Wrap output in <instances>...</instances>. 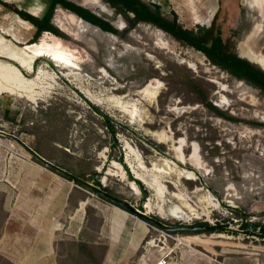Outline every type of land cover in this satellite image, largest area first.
I'll return each mask as SVG.
<instances>
[{
	"label": "rangeland",
	"instance_id": "374dc122",
	"mask_svg": "<svg viewBox=\"0 0 264 264\" xmlns=\"http://www.w3.org/2000/svg\"><path fill=\"white\" fill-rule=\"evenodd\" d=\"M145 1L159 3L168 16L175 10L186 28L206 25L180 0ZM216 1L213 18L236 41L238 53L259 24L255 50L264 55V22L254 1ZM77 4L112 20L120 34L58 7L52 22L81 52L78 68L42 57L36 68L48 67L25 89L36 100L0 92V255L13 264H39L21 260L28 243L2 235L13 209H29L34 197L48 195L47 187L41 192L34 183L52 172L59 213L52 220L58 227L54 264H155L162 256L172 264H264L260 229L250 233L242 225L264 223V94L152 23L129 29L102 0ZM12 6L41 17L48 0H0V32L23 46L36 28ZM151 81V89L142 91ZM82 201L84 212L78 211ZM42 204L32 206L39 216ZM172 208L191 219L166 214ZM157 222L210 228L166 230ZM188 236L204 245L186 241ZM80 241L94 253L82 251Z\"/></svg>",
	"mask_w": 264,
	"mask_h": 264
},
{
	"label": "trees",
	"instance_id": "16d2710c",
	"mask_svg": "<svg viewBox=\"0 0 264 264\" xmlns=\"http://www.w3.org/2000/svg\"><path fill=\"white\" fill-rule=\"evenodd\" d=\"M116 15L122 16L128 23L129 29H133L138 23H152L172 35L183 44L189 45L194 49L201 51L212 64L220 67L221 69L229 72L231 75L238 79H242L251 85L259 88L264 94V69L255 62L242 57L236 49V41L232 36H224L222 26L217 22V15L213 18L209 25H198L196 28L184 27L175 10H171V16L166 15L161 10V5L157 2H147L145 0H102ZM2 2V1H1ZM7 5L6 2H2ZM62 7L85 21L100 27L104 31L111 32L115 35L120 34V30L116 28L112 20L102 17L90 9L78 5L71 0H48V6L44 14L39 17L32 15L25 9H19L17 6H12V10L19 15L20 18L32 23L35 28V36L28 43L36 42L38 37L45 31L51 32L55 35L62 37L60 30L53 24L52 18L56 8ZM51 64V63H50ZM206 106L209 107L216 114L225 115L210 101H204ZM96 108L95 106H92ZM111 125V120L107 122ZM112 126V125H111ZM68 178H78L77 176H67ZM96 184L103 189L100 181L95 180ZM96 190V189H95ZM243 228L247 229L250 233L256 232L264 223H249L248 221L242 223ZM2 229V228H1ZM0 229V230H1ZM260 237L264 235L258 231ZM82 251L87 252L89 255L94 253L93 247L85 242L78 243ZM0 259L9 264H13L6 257L0 255Z\"/></svg>",
	"mask_w": 264,
	"mask_h": 264
},
{
	"label": "bare ground",
	"instance_id": "6f19581e",
	"mask_svg": "<svg viewBox=\"0 0 264 264\" xmlns=\"http://www.w3.org/2000/svg\"><path fill=\"white\" fill-rule=\"evenodd\" d=\"M75 1L77 3H84L86 0ZM253 1L264 22V0ZM180 2L184 5L183 8H187L190 14L193 15L194 20L202 24L210 23L217 9L216 0H180ZM176 10L178 11L177 8ZM178 13L180 14L179 11ZM72 17L74 18L76 16L72 14ZM259 29L260 26L258 24L252 29L253 31H251L245 41L239 43L238 47L242 56L249 57L264 68V55L254 52L252 48L253 38L258 34ZM42 57L49 59L52 61L51 63L54 62L53 65L56 64L59 67L78 68V63L83 56L73 42L48 31L42 33L36 42L26 43L23 46L17 45V43L5 37V33L0 32V92L8 91L17 94V96H25L32 101L36 100L35 95L26 93L25 89L32 88L36 85L35 82L41 78V69L48 67L47 63L42 65L39 63L36 68L35 64L37 60ZM191 67L194 68L192 65ZM31 72L35 74L34 77H28L26 75ZM151 83H154V81H151L142 91H149L151 89ZM131 185L134 189L136 188L133 183ZM84 206L85 201H82L78 211L84 212ZM115 209L117 211H124L118 206H115ZM166 214L184 221L191 219V217L187 216L180 209H169ZM185 240L191 241V243H202L204 245L196 237L188 236Z\"/></svg>",
	"mask_w": 264,
	"mask_h": 264
},
{
	"label": "crops",
	"instance_id": "0c3cea01",
	"mask_svg": "<svg viewBox=\"0 0 264 264\" xmlns=\"http://www.w3.org/2000/svg\"><path fill=\"white\" fill-rule=\"evenodd\" d=\"M41 179H45V182L39 181L38 184L36 182L34 186L39 188L41 192H46L45 188L47 187L49 190L48 195L44 196L40 193L38 197H34V201L28 206L29 209H23V211L13 209L6 222L2 240L10 239V237L19 238L29 244L28 254L23 256L21 260H37L39 264H54L57 258L55 254V234L58 227L53 222L56 219L53 220V217H59L58 211L55 212L54 210L57 196L55 197L56 194H53V185L56 179L52 172L45 173ZM43 201L45 209L42 212L44 213L39 216L32 206L34 203L43 205ZM4 242L7 244V241Z\"/></svg>",
	"mask_w": 264,
	"mask_h": 264
},
{
	"label": "water",
	"instance_id": "95a60500",
	"mask_svg": "<svg viewBox=\"0 0 264 264\" xmlns=\"http://www.w3.org/2000/svg\"><path fill=\"white\" fill-rule=\"evenodd\" d=\"M209 24L210 23H208L206 25H209ZM256 47H257V44L255 42V39L253 38V47L252 48H254V50H255ZM255 52L261 53V51H256V50H255ZM242 57H245V56H242ZM245 58H247L248 60H250L252 62H255L252 59H250L249 57H245ZM48 61L49 62H52L49 59H48ZM261 68L264 69L262 66H261ZM97 192H98L99 195H101L102 197L106 198L107 200H109V201H111V202H113V203H115L117 205H120V206L128 209L129 211H131L133 213L138 212V210L134 209V207L132 205H130L128 202L123 201L122 199H120V198H118V197H116L114 195H111L110 193H108L106 191H102V190L97 189ZM157 223L161 227H163L164 229H166V230L198 231V230H201V229H209L210 228L209 226H205V225H196V226H193V225H183V226H178V227H170V226H168V225H166L164 223H161V222H157ZM260 232H261L262 235H264V227H261L260 228Z\"/></svg>",
	"mask_w": 264,
	"mask_h": 264
},
{
	"label": "built area",
	"instance_id": "2783aa9c",
	"mask_svg": "<svg viewBox=\"0 0 264 264\" xmlns=\"http://www.w3.org/2000/svg\"><path fill=\"white\" fill-rule=\"evenodd\" d=\"M155 264H172V262L167 256H162L161 258L157 260Z\"/></svg>",
	"mask_w": 264,
	"mask_h": 264
},
{
	"label": "flooded vegetation",
	"instance_id": "af4514ba",
	"mask_svg": "<svg viewBox=\"0 0 264 264\" xmlns=\"http://www.w3.org/2000/svg\"><path fill=\"white\" fill-rule=\"evenodd\" d=\"M62 8V7H61Z\"/></svg>",
	"mask_w": 264,
	"mask_h": 264
}]
</instances>
